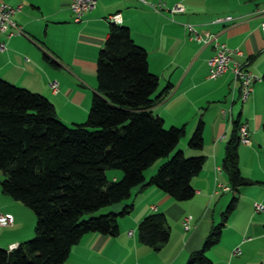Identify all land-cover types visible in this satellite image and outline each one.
Wrapping results in <instances>:
<instances>
[{
    "label": "crops",
    "instance_id": "1",
    "mask_svg": "<svg viewBox=\"0 0 264 264\" xmlns=\"http://www.w3.org/2000/svg\"><path fill=\"white\" fill-rule=\"evenodd\" d=\"M163 1L167 6L182 2L185 10L158 11L141 0H96L75 21L68 0H0L20 5L12 19L23 30L2 36L6 48L0 50L1 78L44 95L65 124L84 122L97 91V59L108 35L109 18L119 14V24L128 26L133 40L146 49L149 70L158 76L151 112L166 127L184 126L183 142L177 146L184 154L205 157L202 169L191 179V198L178 201L156 185H146L157 165L145 173V185L133 187L128 199L106 209L118 213L132 204L129 213L118 217V233L83 235L59 264H187L211 228L222 222L219 241L206 250L211 264H264V209L256 211L253 206L255 201L264 205V81L255 82L242 102L240 83L233 79L231 69L216 79L208 77L213 42L191 39L185 25L193 23L216 33L220 42L240 49L232 58L262 77L264 15L260 10L264 0ZM227 14L232 20L214 22L215 17ZM51 80L59 83L56 93L49 87ZM200 121L203 146L194 150L188 140ZM236 121L247 123L250 130V142L238 146L239 169L250 183L234 192L230 187L223 190L229 178L222 163ZM106 175L119 180L122 172L107 170ZM3 178L0 170V210L12 223L0 226V247L10 249L34 236L36 217L29 207L2 191ZM234 195L235 208L223 221L222 212ZM157 211L166 215L170 237L154 249L139 240L138 224ZM185 215H191L188 231L182 225ZM235 247L240 254H232Z\"/></svg>",
    "mask_w": 264,
    "mask_h": 264
},
{
    "label": "trees",
    "instance_id": "2",
    "mask_svg": "<svg viewBox=\"0 0 264 264\" xmlns=\"http://www.w3.org/2000/svg\"><path fill=\"white\" fill-rule=\"evenodd\" d=\"M96 77L97 91L87 118L73 125L57 117L44 95L0 77L1 188L36 217L33 237L14 248L0 247V264H59L83 235H116L118 217L129 213L132 204L118 213L103 209L128 199L132 188L144 183L145 171L161 158L166 159L146 185H156L178 201L194 195L191 179L202 169L205 157L185 156L181 150L169 156L185 128L166 127L151 112L158 76L149 70L147 51L133 40L128 26L110 23ZM239 124H234L222 163L234 192L250 183L238 165ZM188 146L202 148L201 121ZM109 169L121 170V178H108ZM236 200L234 195L222 212L223 221L233 212ZM223 225L211 228L187 264L212 263L206 250L219 241ZM169 237L162 211L138 224L139 240L154 249Z\"/></svg>",
    "mask_w": 264,
    "mask_h": 264
},
{
    "label": "built area",
    "instance_id": "3",
    "mask_svg": "<svg viewBox=\"0 0 264 264\" xmlns=\"http://www.w3.org/2000/svg\"><path fill=\"white\" fill-rule=\"evenodd\" d=\"M141 1L158 11L167 10L170 13H176L183 12L185 10V6L182 2H175L174 4L167 6L163 0ZM68 3L74 14V20L80 21L82 16L95 6L96 0H68ZM18 9H20V5L12 6L7 2H0V50H4L6 48L5 43L2 40L3 35L12 36L23 33L22 28L12 19L14 12ZM260 11L264 15V6ZM109 19L114 23L121 22L119 14H113ZM229 20H232V16L227 14L215 17L214 22H224ZM185 25L191 39L201 41L203 43L213 42L214 52L207 60L208 77L216 79L222 76L228 69H231L233 72V79L240 83V100L242 102L246 101L253 90L254 83L262 80V77L254 74L243 64L232 58L233 53H241L240 49L229 48L225 43L220 42L217 39L216 33L210 32L209 30H200L193 23L187 22ZM261 30L264 36V19L261 22ZM49 87L52 92L56 93L59 90V83L56 80H51L49 82ZM238 136L240 143L247 144L250 142V130L247 123L241 122L239 124ZM217 169L221 170V167H217ZM226 189H229V186H223V190ZM253 206L256 211H262L264 209V205L258 201H255ZM11 223V218L0 210V226H7ZM182 225L184 230H190L192 227L191 215H185L182 218ZM240 252L241 250L239 247H235L232 250V254H240Z\"/></svg>",
    "mask_w": 264,
    "mask_h": 264
},
{
    "label": "rangeland",
    "instance_id": "4",
    "mask_svg": "<svg viewBox=\"0 0 264 264\" xmlns=\"http://www.w3.org/2000/svg\"><path fill=\"white\" fill-rule=\"evenodd\" d=\"M182 142H183V137L180 139V141L178 142V145L177 146H181V144H182ZM180 150V148L179 147H176V149L174 150V151H172L171 152V154L169 155V156H171V155H173L176 151H179ZM185 156H192V155H188V154H184ZM166 158H161V159H159L155 164H153L151 167H149L146 171H145V173L146 172H148L149 170H151L152 168H154L155 166H157V165H159L160 163H162L164 160H165ZM109 170H119V169H109ZM121 171V170H120ZM122 172V171H121ZM107 208H105V209H103V212H105V210H106ZM33 212V211H32ZM34 213V212H33ZM33 237V236H32ZM30 239V238H29Z\"/></svg>",
    "mask_w": 264,
    "mask_h": 264
}]
</instances>
